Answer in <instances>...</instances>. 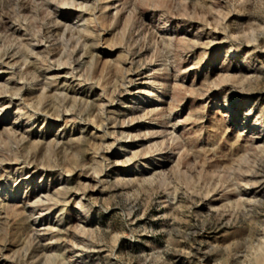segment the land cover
I'll return each mask as SVG.
<instances>
[{
	"label": "rangeland",
	"instance_id": "374dc122",
	"mask_svg": "<svg viewBox=\"0 0 264 264\" xmlns=\"http://www.w3.org/2000/svg\"><path fill=\"white\" fill-rule=\"evenodd\" d=\"M0 264H264V0H0Z\"/></svg>",
	"mask_w": 264,
	"mask_h": 264
},
{
	"label": "bare ground",
	"instance_id": "6f19581e",
	"mask_svg": "<svg viewBox=\"0 0 264 264\" xmlns=\"http://www.w3.org/2000/svg\"><path fill=\"white\" fill-rule=\"evenodd\" d=\"M67 5V4H66ZM68 6V5H67Z\"/></svg>",
	"mask_w": 264,
	"mask_h": 264
}]
</instances>
